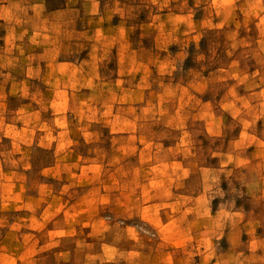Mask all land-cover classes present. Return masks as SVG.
Instances as JSON below:
<instances>
[{
	"label": "clouds",
	"instance_id": "obj_1",
	"mask_svg": "<svg viewBox=\"0 0 264 264\" xmlns=\"http://www.w3.org/2000/svg\"><path fill=\"white\" fill-rule=\"evenodd\" d=\"M0 264H264V0H0Z\"/></svg>",
	"mask_w": 264,
	"mask_h": 264
}]
</instances>
